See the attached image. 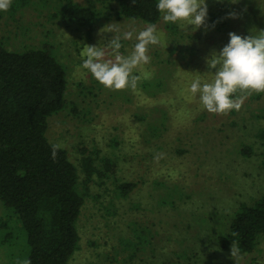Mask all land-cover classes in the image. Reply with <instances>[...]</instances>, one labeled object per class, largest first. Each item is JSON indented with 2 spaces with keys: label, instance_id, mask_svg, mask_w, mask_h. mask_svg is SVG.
Returning a JSON list of instances; mask_svg holds the SVG:
<instances>
[{
  "label": "rangeland",
  "instance_id": "374dc122",
  "mask_svg": "<svg viewBox=\"0 0 264 264\" xmlns=\"http://www.w3.org/2000/svg\"><path fill=\"white\" fill-rule=\"evenodd\" d=\"M72 1L94 9L91 31L54 16L67 0H29L18 8L12 0L0 17L5 46L47 42L66 68L68 107L48 118L46 134L77 166L85 196L80 244L68 264H235L218 238L229 232L240 203L264 194V145L257 136L264 93L223 115L209 113L188 89L197 76L212 79L205 57L221 50L230 32L264 29V0H206L208 16L220 18L214 27L207 18V30L166 23L162 14L155 24L161 44L149 46L150 63L135 70L141 77L135 90L105 88L81 67V54L85 45L103 46L119 34L102 39L100 30L111 23L121 32L148 24L120 16L114 0ZM230 12L238 18H228ZM121 43L128 55L135 33ZM243 146L252 147L250 156ZM128 182L135 187L122 196L120 186ZM11 221L0 202L1 235L8 234L0 264L27 259L25 232ZM237 264H264V237Z\"/></svg>",
  "mask_w": 264,
  "mask_h": 264
},
{
  "label": "trees",
  "instance_id": "16d2710c",
  "mask_svg": "<svg viewBox=\"0 0 264 264\" xmlns=\"http://www.w3.org/2000/svg\"><path fill=\"white\" fill-rule=\"evenodd\" d=\"M114 1L119 5L118 14L125 18L156 24L162 17L156 7L158 0H136L135 5L132 0ZM28 2L15 0L13 8ZM54 16L64 25L74 23L91 31L95 11L67 0ZM219 19L211 17L213 24ZM50 47L44 42L12 50L0 41V202L11 222L21 224L31 264H68L79 248L78 220L85 203L77 166L62 147L52 159L53 143L46 134L48 118L68 107L66 68ZM257 136L264 145V125ZM240 150L243 155L252 154V147ZM134 187L131 182L121 184V195H128ZM7 224L9 221L3 223ZM2 229L0 248L7 245L8 236L2 237ZM261 237L264 194L237 206L229 232L218 243L228 249L237 241L240 253L249 254Z\"/></svg>",
  "mask_w": 264,
  "mask_h": 264
},
{
  "label": "clouds",
  "instance_id": "9594fccd",
  "mask_svg": "<svg viewBox=\"0 0 264 264\" xmlns=\"http://www.w3.org/2000/svg\"><path fill=\"white\" fill-rule=\"evenodd\" d=\"M230 2L238 3V0ZM132 4L135 5L136 0H132ZM11 5L12 0H0V11H8ZM156 7L163 14L162 18L166 23L186 22V25L182 23L180 26L191 25L194 31L201 27L207 30L206 0H158ZM228 18H238V14L230 12ZM106 32L119 34L112 35L103 46L101 43L98 46L85 45L81 54L84 57L81 67L107 89L135 90L141 79L140 75L134 74L135 70L150 63L149 46L161 44L157 26L148 24L138 32H121L116 23H111L100 30L102 39ZM134 33L136 43L131 52L128 55L122 54L121 40H131ZM228 35L229 42L221 50H212L210 55L205 57L208 68L206 73L210 74L212 79L202 81L201 77L197 76L188 89L194 96L199 94L203 108L213 114L226 115L232 110L239 111L252 93H264V29L253 27L246 36L237 35L235 32ZM60 148V144L51 145L53 160ZM229 258L237 264L240 258L237 241L231 242ZM16 264H31V261L18 259Z\"/></svg>",
  "mask_w": 264,
  "mask_h": 264
}]
</instances>
